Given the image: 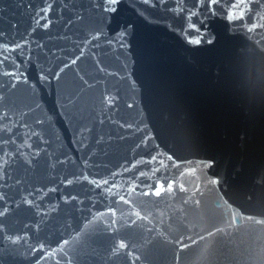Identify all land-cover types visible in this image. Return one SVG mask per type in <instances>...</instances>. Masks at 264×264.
Wrapping results in <instances>:
<instances>
[{
  "label": "water",
  "instance_id": "water-1",
  "mask_svg": "<svg viewBox=\"0 0 264 264\" xmlns=\"http://www.w3.org/2000/svg\"><path fill=\"white\" fill-rule=\"evenodd\" d=\"M0 264H264V0H0Z\"/></svg>",
  "mask_w": 264,
  "mask_h": 264
},
{
  "label": "snow or ice",
  "instance_id": "snow-or-ice-1",
  "mask_svg": "<svg viewBox=\"0 0 264 264\" xmlns=\"http://www.w3.org/2000/svg\"><path fill=\"white\" fill-rule=\"evenodd\" d=\"M197 43H198V41H197Z\"/></svg>",
  "mask_w": 264,
  "mask_h": 264
}]
</instances>
